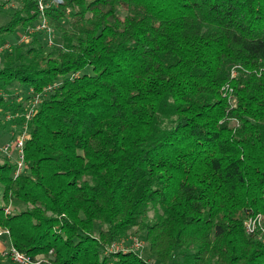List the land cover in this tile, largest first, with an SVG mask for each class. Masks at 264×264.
I'll return each instance as SVG.
<instances>
[{
  "label": "trees",
  "instance_id": "trees-1",
  "mask_svg": "<svg viewBox=\"0 0 264 264\" xmlns=\"http://www.w3.org/2000/svg\"><path fill=\"white\" fill-rule=\"evenodd\" d=\"M46 15L54 44L31 33L0 63V88L38 97L22 172L0 154L11 245L47 264H264V0H61ZM37 17L18 1L0 38ZM134 229L150 260L106 252Z\"/></svg>",
  "mask_w": 264,
  "mask_h": 264
},
{
  "label": "built area",
  "instance_id": "built-area-1",
  "mask_svg": "<svg viewBox=\"0 0 264 264\" xmlns=\"http://www.w3.org/2000/svg\"><path fill=\"white\" fill-rule=\"evenodd\" d=\"M21 1V0H15ZM36 2L38 17L35 22V25L29 29L28 33H24L19 38L18 43H25L29 40V36L31 33H41L46 41L48 46H52L54 44V36L55 31L53 27L50 25L49 20L46 15V10L49 6H57L61 3V0H33ZM51 87H48L46 91H49ZM38 105V97H35L32 104L28 107V111L23 115L25 118L24 124L21 126L22 128L19 130L17 134L12 136V138L0 145V154L5 156L7 159L13 161L15 165V176L20 174L25 166L23 149L24 144L27 139V128L26 123L31 119L32 114L34 113L36 107ZM13 153L15 154L13 157ZM6 213L9 212V209L6 208ZM253 222V226L251 227L249 223ZM257 220H247L245 223L246 233H250L253 231ZM5 240L7 243V247L0 252V256L2 258H6L10 260L14 264H47V260L44 258H36L32 259L29 256L19 252L16 250L9 241V231L6 228L0 227V240ZM144 249V242L138 238L129 237L127 240L115 241L110 244L106 252L107 253H117L118 251L127 252L134 251L139 254H142Z\"/></svg>",
  "mask_w": 264,
  "mask_h": 264
},
{
  "label": "rangeland",
  "instance_id": "rangeland-1",
  "mask_svg": "<svg viewBox=\"0 0 264 264\" xmlns=\"http://www.w3.org/2000/svg\"><path fill=\"white\" fill-rule=\"evenodd\" d=\"M5 1L7 3L0 8V25L8 21L10 15L12 14V9H14L17 6V2H18L15 0H5ZM19 33L21 34L19 29H17L16 32H14L12 35H3L0 38V63L3 54H5V52L8 51L13 44H22V43H18L20 36ZM28 92L29 91L27 89L18 87L17 84H13V86L9 87L8 89L0 88V98L2 100V103H4V105H1L2 108L0 107V145L9 141L10 137L14 136V134H17L19 129H21L20 127L21 123L18 120L22 119V116L28 111V107L33 102V100L32 99L30 100V98L27 96L29 94ZM14 97H16V99H14ZM26 97L28 98L27 100L25 99ZM14 100H21V101H18V104L20 105L18 112L12 114L10 108L7 107V104H11V105L15 104ZM14 155L15 154L13 153V157ZM12 208L13 207L9 205L8 207L9 212L12 210ZM16 209H18V207H16ZM146 217L148 220H151V218L153 217V211L152 210L148 211ZM256 219L257 218H255V220ZM249 224L251 227L253 226V222ZM129 237L131 238L135 237L144 242L143 238H140L141 237L140 234L137 233L135 229L132 231V235H130ZM142 256L144 259L150 260V258L148 257V245L145 242H144V249L142 251ZM7 263L10 262L7 261Z\"/></svg>",
  "mask_w": 264,
  "mask_h": 264
},
{
  "label": "crops",
  "instance_id": "crops-1",
  "mask_svg": "<svg viewBox=\"0 0 264 264\" xmlns=\"http://www.w3.org/2000/svg\"><path fill=\"white\" fill-rule=\"evenodd\" d=\"M7 242L5 241V240H0V252L1 251H3L7 246V244H6ZM7 259L6 258H3V263L2 264H14V263H12L10 260H7L8 262H10V263H7V261H6Z\"/></svg>",
  "mask_w": 264,
  "mask_h": 264
}]
</instances>
